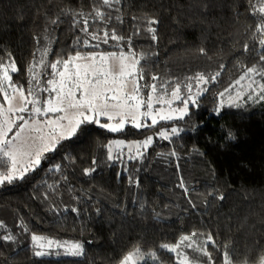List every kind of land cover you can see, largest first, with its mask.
<instances>
[{"label": "trees", "instance_id": "obj_1", "mask_svg": "<svg viewBox=\"0 0 264 264\" xmlns=\"http://www.w3.org/2000/svg\"><path fill=\"white\" fill-rule=\"evenodd\" d=\"M96 8L105 13L103 20ZM151 19L158 23L149 25ZM85 20L100 41L81 30ZM149 26L156 29V40ZM257 26L249 0H120L113 8L101 7L100 0H0V64L15 63L12 82L25 91L33 74L46 66L49 75L58 59L130 49L144 56L141 92L149 93L143 85L152 83L158 92L165 85L168 94L179 85L185 97L189 84L194 93L207 89L183 120L128 126L118 133L84 123L23 180L0 185V237H14L0 240V264H118L136 246L158 255V261L142 264H179L177 253L159 246L180 243L193 232L211 259L186 244L180 247L197 255L199 264H223L225 252L234 264H254L264 256V100L247 97L239 107L216 112L219 93L248 68L264 73ZM105 31L124 39L103 43ZM217 72L208 84L194 78ZM153 75L160 79L152 81ZM50 78L57 77L45 80ZM256 78L264 83L261 75ZM172 127L178 135L171 134ZM161 131L170 138H161ZM148 136L154 142L141 157L108 159L114 139L143 142ZM85 169L94 171L86 175ZM33 235L79 242L84 254L37 257Z\"/></svg>", "mask_w": 264, "mask_h": 264}, {"label": "snow or ice", "instance_id": "obj_2", "mask_svg": "<svg viewBox=\"0 0 264 264\" xmlns=\"http://www.w3.org/2000/svg\"><path fill=\"white\" fill-rule=\"evenodd\" d=\"M101 7L113 8L115 4H119L120 0H100ZM250 12L258 18V26L255 31L259 35V46L261 53L260 61L264 62V0H249ZM97 18L103 20L105 13L99 8L95 9ZM56 23V21H53ZM158 23L155 19L148 21L149 25ZM86 35H89L92 40L100 41V36L95 33H89L87 21H84V27L81 29ZM149 33H152V39L156 40L154 27L147 28ZM109 39L114 41H121L122 36L116 35L115 31L111 33L105 31L103 33V43H108ZM253 39H257L254 37ZM130 42V38H129ZM77 43H80L78 40ZM83 45L89 46V41L84 40ZM99 43L95 45L98 47ZM244 51H248V45L244 46ZM203 53V49H201ZM47 54L46 52L44 53ZM144 59L143 53L137 54L131 49L126 54L121 51L110 52L107 54H90L83 55L79 52L69 55L67 58L58 59L50 64L51 77H58V79L50 78L47 80L49 87H41L40 76L33 74L29 80L30 87L17 86L12 83V77L9 74L16 72L18 69L14 62L7 64H0V93H3L4 104H0V160L4 162V171H0V185L12 184L14 180H23L28 171H34L36 167L40 166L42 158L46 152H54L60 140L70 139L75 136L81 125L84 123L97 124L102 129H107L109 132H121L126 123H130L134 128L153 127L159 120H183L189 115V104L197 105V97L201 91L207 89H198L196 95H192L191 85H187L189 95L182 98L180 95V87L176 85L168 96V90L165 85L160 86L158 92L157 85L152 83L145 84L143 87L150 88V93L145 99L141 95L140 80H143V71L140 67L141 60ZM30 73L32 69L28 70ZM259 74L264 77V73H259L254 67L248 68L244 76H241L235 83L239 85L248 74ZM219 76L217 72L214 76L206 78L205 75L197 73L194 77L198 84H208L215 82L216 77ZM152 81H157L160 78L153 75ZM189 79H192L190 77ZM35 81V83H33ZM171 83V82H169ZM256 84L252 80L248 84L247 93H237V97H229V106L239 107L238 98H243L247 95L249 99L253 95L258 100H264V83ZM11 89V93L9 92ZM48 91L54 93V97L47 98L41 102L40 93ZM225 91H230L226 89ZM225 93H219L221 103L218 105L216 112L219 114L220 108L223 107V97ZM19 98V104L14 101ZM155 98V99H154ZM180 100L183 107L173 108L174 101ZM154 102L157 104H166L168 111L165 112L162 108L154 112ZM31 105V108L27 107ZM142 109H144L142 111ZM24 114H28V118ZM49 114H59L44 121H39L37 117H48ZM101 118L107 122L101 123ZM151 120V125L147 124V120ZM142 121H145L142 123ZM16 131L13 133V129ZM172 135H178L179 131L176 127L170 129ZM12 133L11 138L9 134ZM158 135L163 139H169L168 131H161ZM153 142L152 136H148L143 142L135 144L137 150L141 147L147 149ZM117 146L124 144L123 141L114 142ZM108 159L112 160V144L108 146ZM142 155V153H141ZM175 155V153H173ZM130 159L134 158L132 156ZM95 163V161H93ZM57 170L59 165L56 166ZM85 174L88 175L94 169H85ZM180 187L183 188V180H181ZM187 193V189H184ZM218 199L223 200L221 195ZM77 212L76 208L71 209ZM0 227H3L0 224ZM196 236L193 232L191 235H184L181 237L180 243L177 244H161L159 247L170 253H177L181 256L179 264H199L195 257H189L187 254L178 252L181 244H186V247L193 251H199L202 255L211 259L210 253L204 248H193L191 243L192 238ZM34 247L37 249L34 255L42 257L50 255L49 250L62 249L63 255L66 256H80L83 254V245L68 241L60 242L52 239H47L37 235L31 237ZM3 241H13L14 237L5 235L0 237ZM43 241V242H42ZM208 241H212V237H208ZM214 243V242H213ZM147 259L154 262L158 261L156 252H150L145 255L139 246H136L132 251L125 254L118 264H142ZM223 264H234L228 252L223 254ZM242 264H249L247 260ZM254 264H264V256L257 258Z\"/></svg>", "mask_w": 264, "mask_h": 264}, {"label": "rangeland", "instance_id": "obj_3", "mask_svg": "<svg viewBox=\"0 0 264 264\" xmlns=\"http://www.w3.org/2000/svg\"><path fill=\"white\" fill-rule=\"evenodd\" d=\"M79 53H81V54H83V55H90V54H107V53H110V52H79ZM127 54V53H126ZM48 72H49V69H47V67L45 66V67H42V68H40L39 69V71H38V75L40 76V83H41V87H44V88H47V87H49L48 85H47V81L45 80V78L47 77V76H49L48 75ZM9 74H10V76L12 77V79H13V76H12V74H13V72H11V70H9ZM55 79H58V77L57 78H55ZM252 80H255L256 81V84H253V87L254 88H256L258 85H259V80L256 78V74H248L247 76H246V78L244 79V80H242L241 81V83L239 84V85H237V84H235L232 88H230L229 90L230 91H227V92H225V95H224V97H223V101H224V103H223V107L224 106H226V105H229V97H237V93L239 92V93H247L248 92V88H247V86H248V84L249 83H251L252 82ZM141 82H142V80H140L139 81V84L141 85ZM13 83V82H12ZM14 85H17V84H15V83H13ZM18 86V85H17ZM143 90V89H142ZM141 90V91H142ZM9 92L11 93V89H9ZM196 92L197 91H195V93L194 92H192V95L193 96H195L196 95ZM143 93V94H142ZM150 93V92H149ZM149 93H147V94H145L144 93V91L143 92H141V95L146 99L147 98V95L149 94ZM202 94V93H201ZM54 93H50V92H48V91H42L41 93H40V99H41V102L43 103V101L44 100H46L47 98H50V97H54ZM180 95H181V97L182 98H185V96H183V94H182V92H181V90H180ZM171 97H170V94H168V96L166 97V99H170ZM253 98H256L255 97V95H253ZM155 99V98H154ZM198 99H199V97H197V101H198ZM245 99H247V95H244L243 96V98H238V103L241 105V104H243L244 103V101H245ZM14 103L15 104H19V98H18V96H17V100L16 101H14ZM220 103H221V98H220ZM0 104H4V106L5 107H7V103L4 101V98H3V93H0ZM191 103L189 104V111H190V108H191ZM27 107H29V108H31V105H27ZM172 107L173 108H180V107H183V105H182V102L180 101V100H176V101H174L173 102V104H172ZM223 107H221L220 108V111H221V109L223 108ZM163 109L165 112H167L169 109H168V106L166 105V104H164V105H162V104H157V103H155L154 102V105H153V110H154V112L156 111V110H158V109ZM144 109H142V111H143ZM219 111V112H220ZM25 116H26V118H28V114H24ZM58 116L59 114H49V116L48 117H37V119L39 120V121H44V120H47L48 118H50V117H53V116ZM173 120H176V119H173ZM161 121H164V120H159L158 119V122H161ZM168 121H170V120H168ZM105 122H107L104 118H101V123H105ZM143 122H145V121H142V123ZM157 122V123H158ZM146 123L147 124H151L152 123V121L149 119V120H147L146 121ZM128 126H132L130 123H126L125 124V126H124V129L126 128V127H128ZM142 128V127H141ZM123 129V130H124ZM16 131V129L14 128L13 129V133ZM115 133H118V132H115ZM11 135H12V133H10L9 134V138H11ZM64 140H66V139H64ZM64 140H60L59 141V143H58V145L61 143V142H63ZM116 141H123L124 142V144L123 145H121V146H117L114 142H116ZM142 141H140V140H125V139H121V138H116V139H114L113 141H112V155L114 156V158H117L118 157V160H121V159H123L124 157H127V158H129L130 156H132V157H134V158H132V159H136V158H139V157H141L142 155H143V153H144V148L143 147H141L139 150H137L136 149V147H135V144H137V143H141ZM153 142H154V139H153ZM153 142H152V144H153ZM151 144V145H152ZM57 145V146H58ZM150 145V146H151ZM149 146V147H150ZM148 147V148H149ZM48 153H50V152H46L45 154H44V157H45V155H47ZM141 153H142V155H141ZM130 159V158H129ZM44 163V158H42V160H41V164H40V166L42 165ZM40 166H38V167H40ZM38 167H36V168H38ZM35 168V169H36ZM31 171V170H30ZM37 236H40V237H44V236H41V235H37ZM44 238H46V237H44ZM47 239H50V238H47ZM53 240V239H52ZM43 242V241H42ZM79 243V242H78ZM191 243L193 244V248L194 247H196V248H204V246H203V243L202 242H200V241H194V239L192 238V241H191ZM81 244V243H80ZM32 246H33V248H34V251H36L37 249L34 247V244H33V241H32ZM44 251H51V254L50 255H46V256H42V257H49V258H68V257H82L83 256V254H84V250H83V254L82 255H80V256H66V255H63V250L62 249H53V250H49V249H47V248H45V249H43ZM178 252L179 253H181V254H187V255H189V257L191 258L192 256L189 254V252H188V250H187V248H184V249H182L181 247L178 249ZM145 253V252H144ZM197 253L198 254H201L202 255V253L201 252H199V251H197ZM145 255L147 256V254L145 253ZM195 258H196V260L197 261H200V259L198 258V256L197 255H195L194 256ZM177 259H178V262L180 261V259H181V256H178L177 255Z\"/></svg>", "mask_w": 264, "mask_h": 264}]
</instances>
